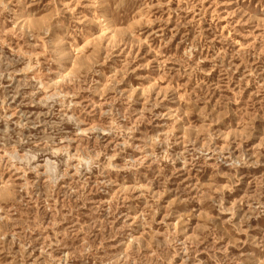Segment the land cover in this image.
<instances>
[{"label":"rangeland","instance_id":"1","mask_svg":"<svg viewBox=\"0 0 264 264\" xmlns=\"http://www.w3.org/2000/svg\"><path fill=\"white\" fill-rule=\"evenodd\" d=\"M0 264H264V0H0Z\"/></svg>","mask_w":264,"mask_h":264}]
</instances>
